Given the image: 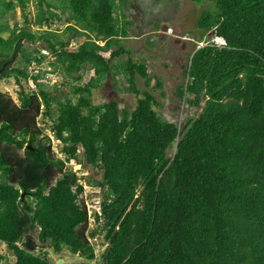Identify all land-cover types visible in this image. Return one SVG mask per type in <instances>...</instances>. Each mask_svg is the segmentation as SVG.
Masks as SVG:
<instances>
[{
  "label": "trees",
  "instance_id": "16d2710c",
  "mask_svg": "<svg viewBox=\"0 0 264 264\" xmlns=\"http://www.w3.org/2000/svg\"><path fill=\"white\" fill-rule=\"evenodd\" d=\"M129 1L36 0L30 17L29 0H0L1 17L19 7L25 20L0 28V65L20 55L0 76L20 86L19 103L0 91V242L13 264H264V0H191L215 5L198 18L199 40L215 32L226 45L189 57L177 92L200 111L182 126L156 110L147 64L117 61L131 51L130 22L117 16ZM23 40L40 44L28 49ZM43 49L54 58L49 73L66 80L53 91L40 73L51 57ZM84 70L94 75L80 84ZM109 74H123L133 108L92 101ZM41 115L52 120L63 158ZM80 147L83 161L102 170L101 211L90 215L86 178L67 169L82 162ZM47 246L84 259L53 263Z\"/></svg>",
  "mask_w": 264,
  "mask_h": 264
},
{
  "label": "rangeland",
  "instance_id": "374dc122",
  "mask_svg": "<svg viewBox=\"0 0 264 264\" xmlns=\"http://www.w3.org/2000/svg\"><path fill=\"white\" fill-rule=\"evenodd\" d=\"M214 8L215 5L213 3H196L191 0H130L117 11V16L122 22H130L127 26L128 37L124 39V44L126 45L125 47L131 48L128 54H123L117 61H124L131 55L136 61H144L147 64L148 72L152 77L151 91L158 102L155 105L156 110L165 120L175 122L180 126L184 124L188 117H194L200 111L199 108L189 105L187 101L181 99L177 88L186 81L183 71L187 65L189 56H191L198 45L197 40L200 37V29L197 23L198 18L203 11ZM35 11L36 0H29L27 13L32 17ZM66 16V14L62 16L63 20ZM8 21L12 23L17 22L18 26L25 24L22 11L19 7L15 11L9 12L5 18L1 17L0 12V28L4 27ZM64 26L65 23L57 22L53 28L62 30ZM36 29V27H32V30ZM23 44L29 49L38 46L40 41L32 44L23 40ZM77 46L78 43L71 45L72 48H76ZM104 55L109 56L110 52H106ZM19 59L20 55H17L14 62L11 63L10 68L18 65ZM52 61L49 58L45 62L40 71L41 74L42 72L45 74L48 70L50 71V69L54 68L50 64ZM58 75L48 73L43 76L44 84H49L51 91L54 90L55 84V86L59 87L58 84L66 82L63 74L58 73ZM93 75V71L84 70V78L80 84L86 83ZM158 80L161 82L162 88L154 87ZM56 81L59 83L57 84ZM136 83L141 90L146 88L144 86V79L140 76H137ZM22 85L25 90H30L24 80ZM128 86L129 83L125 80L123 74H116L115 79L113 74H109L99 87L93 89L92 101L95 104H100L117 99L121 108L124 106L133 108L136 104V95L125 89ZM69 88L68 83L65 88H59V98L64 99V95L68 93ZM19 89L20 87L16 84L14 76L0 77V91L9 94L16 103L20 102L18 99ZM53 108H56V103L53 104ZM38 123L43 129V133L47 134L52 120L41 115ZM60 146L54 144V148L59 153H61ZM82 152L83 149L80 147L79 159L82 162L77 163L73 159L68 162L67 169L73 170L82 167L81 171L85 173L86 180L88 181H83L85 185L84 197L89 204V212H94L100 210V202L102 200V189L97 185L102 179V170L85 163ZM59 153L58 156H61ZM35 237H37V233H35ZM103 240L102 235H98L93 239L98 259H100L101 253L106 248V243ZM45 248L48 257L53 263H59L60 259L67 263L78 262L84 259L81 255L72 254L67 249L58 253L49 246ZM0 252L8 256L6 264L14 263L15 257L13 253L2 242H0Z\"/></svg>",
  "mask_w": 264,
  "mask_h": 264
},
{
  "label": "clouds",
  "instance_id": "9594fccd",
  "mask_svg": "<svg viewBox=\"0 0 264 264\" xmlns=\"http://www.w3.org/2000/svg\"><path fill=\"white\" fill-rule=\"evenodd\" d=\"M73 43H75V42H73ZM72 43V44H73ZM197 43H198V45L196 46V49L194 50V52L197 50V49H199V48H201V47H203V46H206L207 44H212V45H214V46H217V47H223V46H225L226 45V41H225V39H224V37H222V36H218L215 32L214 33H212V34H209V36L207 37V39L206 38H203V39H200V40H197ZM193 52V53H194ZM42 53L43 54H45V55H48V56H50L51 54H50V52L49 51H47L46 49H43L42 50ZM192 53V54H193ZM191 54V55H192ZM190 57V56H189ZM16 57L14 56L12 59H9L10 61H9V63L8 62H6L5 63V69H6V67H11V63H13L14 62V59H15ZM49 58H51L53 61H54V58L52 57V55H51V57H49ZM48 58V59H49ZM47 59V60H48ZM46 60V61H47ZM52 61V62H53ZM51 64V63H50ZM33 65H35L34 63H33ZM33 65H32V69H30V70H33V69H35L36 67H33ZM4 69V70H5ZM36 71H38L39 69L38 68H36L35 69ZM41 70H42V68H41ZM51 70V69H50ZM30 72V71H29ZM49 73V70H48V72L47 73H45V74H48ZM3 74V73H2ZM2 74H0V76L2 75ZM51 74H53V73H51ZM16 84L18 85V87H20L19 86V84L16 82ZM26 84H28V86L30 85V83H26ZM31 90L33 91H35L36 89H35V86L33 85V84H31ZM48 133H49V135L53 138V143L55 144V145H59V144H61V142L54 136V135H52L49 131H48ZM82 148V147H81ZM56 153H57V156H58V153H59V151L57 150V149H55L54 150ZM61 152V151H60ZM79 153H80V150H79ZM59 155H61V156H59V157H62V153H59ZM73 160V159H72ZM71 160V161H72ZM81 168L82 167H80V168H75V169H73V170H80V172H79V176H83V177H85V173H82V171H81ZM86 178V177H85ZM85 192V191H84ZM83 197H84V193H83ZM85 198V197H84ZM86 199V198H85ZM86 204H88V202H87V200H86ZM101 211V209L100 210H96V211H94V212H100ZM94 212H91L90 211V213H89V215L90 214H92V213H94ZM63 263V262H62Z\"/></svg>",
  "mask_w": 264,
  "mask_h": 264
},
{
  "label": "flooded vegetation",
  "instance_id": "af4514ba",
  "mask_svg": "<svg viewBox=\"0 0 264 264\" xmlns=\"http://www.w3.org/2000/svg\"><path fill=\"white\" fill-rule=\"evenodd\" d=\"M9 61H10V60H6V61H4V62L0 65V69H2L3 67H4V69H5V66H6L5 63H6V62L9 63ZM4 69H3V72H2V73H4V71H5Z\"/></svg>",
  "mask_w": 264,
  "mask_h": 264
},
{
  "label": "water",
  "instance_id": "95a60500",
  "mask_svg": "<svg viewBox=\"0 0 264 264\" xmlns=\"http://www.w3.org/2000/svg\"><path fill=\"white\" fill-rule=\"evenodd\" d=\"M3 69H4V67L2 68V69H0V74H2V72H3ZM22 197H24V193H22ZM63 262V260L62 259H60L59 260V263H62Z\"/></svg>",
  "mask_w": 264,
  "mask_h": 264
}]
</instances>
